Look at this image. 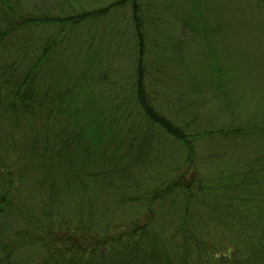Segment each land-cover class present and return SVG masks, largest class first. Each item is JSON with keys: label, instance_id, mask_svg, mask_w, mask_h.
<instances>
[{"label": "trees", "instance_id": "obj_1", "mask_svg": "<svg viewBox=\"0 0 264 264\" xmlns=\"http://www.w3.org/2000/svg\"><path fill=\"white\" fill-rule=\"evenodd\" d=\"M72 1L54 17L21 12V0H0V264H264V180L259 179L263 168L220 173L212 183L195 177L196 170L182 181L196 161L197 139L206 134L240 142L262 138L264 128L203 133L196 128L189 133L195 122L181 127L159 110L155 89L161 81L151 54L160 46L152 43L150 33L161 27L142 0H110L92 9L81 0ZM124 10L130 31L128 92L123 101L111 100L102 110L100 104L81 97L90 87L88 76L102 64L100 39L82 47L87 65L67 85L52 77L51 67L60 62L65 45L73 50L75 32L82 31L78 39L84 42L92 24H117L116 15ZM46 24L61 31L54 38L37 33ZM9 45L24 55L26 66L20 70L7 63ZM90 48L98 54L93 67L96 55L88 57ZM108 69L112 71L105 67L100 72L101 81H109ZM94 110L97 115L92 117ZM125 124L127 130L120 129ZM160 134L185 149V170L173 172L174 182L163 185L161 180L147 192L130 186L135 166L144 165L157 149ZM115 141L127 144L135 156L122 161L107 154L104 147ZM28 188L26 200L20 201L18 193ZM33 191L41 195L39 203ZM170 195L183 203L162 227L158 219ZM110 207L124 216L133 212L130 218L138 217L141 208L150 219L142 223L144 211L141 222L136 217L106 219L102 215L105 208L109 214ZM17 215L24 216L28 228L10 227ZM10 230L13 238L7 235ZM35 248L43 254L40 261H23L22 252Z\"/></svg>", "mask_w": 264, "mask_h": 264}, {"label": "rangeland", "instance_id": "obj_2", "mask_svg": "<svg viewBox=\"0 0 264 264\" xmlns=\"http://www.w3.org/2000/svg\"><path fill=\"white\" fill-rule=\"evenodd\" d=\"M109 1L81 0L80 3L92 9ZM70 2L74 3L72 0H21L20 5L23 6L21 12L55 17L61 11L62 5L70 6ZM142 2L148 9V15L151 18L156 17L161 27L156 33H150L152 43L160 46V49L155 48L151 54L155 63L152 68L157 70V79L161 81L159 88L155 89L159 110L168 118L179 122L181 127L195 122L196 126L192 127L189 133L197 131L196 128L202 133L217 132L219 128L255 129L254 126L264 128V4L257 0H142ZM124 12L125 10L116 15L117 24L108 25L100 22L92 24L93 30L84 42L78 39L82 31H74L75 36L71 42V46L74 45L73 50L70 52V44L65 45L59 54L63 58L61 57L60 62L54 63L51 67L52 77L60 84L67 85L70 77L77 79L79 72L87 65V57L82 56V47L88 48V44L93 43L92 40L98 43L100 39V45L103 47L102 64L94 74L88 76L90 87L81 97L93 100L95 105L100 104L102 110L111 100L123 101L128 92L126 86L130 63L126 46L130 31L127 29L125 22L127 15ZM185 21L197 25L202 31L192 30ZM37 29V33H42L47 38H54L61 31L55 24H46ZM94 32L97 35H94ZM64 36L70 43L69 38L65 34ZM22 42L24 44V39ZM90 50L92 53L89 58L92 54L96 55L93 67L98 61V54L95 49ZM4 56L7 63H15L19 70L22 65L26 66L24 55H19L17 46L9 45ZM157 56L159 62L154 58ZM105 67L112 70L108 69L110 73L108 82L99 79L100 72ZM73 72L78 74L74 75ZM50 75L49 72L46 78L48 79ZM91 77L94 78L93 82ZM95 115L97 113L94 110L92 117ZM2 127L0 124V130ZM128 127L125 124L120 129L127 130ZM163 135L160 134L158 138V150H153L148 155L144 165L135 166L130 186H138L139 190L145 189L147 192L153 189L155 184L161 183V180L163 185L174 182L170 180L172 176L177 175L173 172L185 170L184 162L187 156L185 149L174 140L162 137ZM205 135L202 139L196 140V161L182 181L189 179L188 176L196 170L195 177H205L212 183L220 173L227 176L235 170L249 169L255 172L260 168H263V172L259 174V179L264 180V133L262 138L254 137L240 142ZM104 149L107 154L117 155L122 161L135 156L127 144L119 145L117 141ZM28 190L29 188L18 193L20 201L26 200ZM33 195L36 203H39L41 195L35 191ZM145 196L146 194L142 199ZM142 199L140 203H143ZM172 203L176 207H169ZM182 203L181 198L168 196L162 217L158 219L162 227L168 224L169 216L179 212ZM135 204L139 205L137 202ZM35 206L37 211L41 209L40 205ZM66 210L69 211L70 208ZM139 210L140 215L132 218H140L141 222V213L144 210L141 208ZM117 211V208L110 207L108 214L105 208L102 216L123 221L133 215L132 212V215L124 216L122 212ZM149 219L144 211L142 223ZM15 220L16 223H10L12 229L28 228L23 215L15 216ZM2 223L3 218L0 217V226ZM7 235L13 238V231L10 230ZM220 239L221 237L218 238L219 242ZM22 254L23 261L30 258L33 262L40 261L41 255L43 256L38 248L24 250Z\"/></svg>", "mask_w": 264, "mask_h": 264}]
</instances>
